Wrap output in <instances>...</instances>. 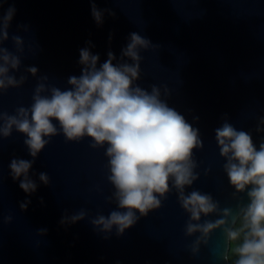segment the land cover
<instances>
[{
	"label": "water",
	"instance_id": "95a60500",
	"mask_svg": "<svg viewBox=\"0 0 264 264\" xmlns=\"http://www.w3.org/2000/svg\"><path fill=\"white\" fill-rule=\"evenodd\" d=\"M95 3L98 9L115 13L105 12L102 26L93 18L91 0H0V17L9 8L15 9L9 33L25 40L16 75L28 76L22 87L0 95V111L14 115L17 107L33 103L39 78L25 68L37 67L38 75H47L51 85L66 90L71 87L68 78L82 74L80 49L98 54V67L111 51L117 58L115 64L130 34L137 32L161 45L159 51L141 52L144 59L137 83L148 91L153 84H167L172 90L169 106L200 131L204 147L193 150L200 174L193 188L210 193L222 209L232 208L238 219V205L246 206L250 200L246 192L237 194L242 201L233 197L236 190L224 171L226 159L220 155L214 130L222 126L227 114L238 131L252 135L257 150L264 142V132L255 130L264 117V0ZM3 46L15 52L11 39ZM53 123L59 129L58 121ZM24 139L15 130L10 138H0V264H230L224 257L231 244L222 229L211 234L199 255H192L189 245L195 237L185 234L189 214L174 188L160 209L140 217L122 236L115 228L108 238L98 232L90 220L97 214L108 216L117 206L106 199L114 192L107 179L108 145L93 149L90 137L68 141L62 131L52 137L30 172L38 190L27 194L9 169L13 158L32 159ZM209 168L211 172L205 175ZM39 172L49 175L50 185L39 181ZM29 200L27 210H22L20 204ZM82 208L89 212L88 218L61 225L65 211L72 215ZM217 218L213 214L201 222ZM40 229H46V234L41 235Z\"/></svg>",
	"mask_w": 264,
	"mask_h": 264
},
{
	"label": "clouds",
	"instance_id": "9594fccd",
	"mask_svg": "<svg viewBox=\"0 0 264 264\" xmlns=\"http://www.w3.org/2000/svg\"><path fill=\"white\" fill-rule=\"evenodd\" d=\"M91 3L98 26L103 25L105 12L115 15L110 9H98L95 0ZM14 13L15 9L9 8L0 17V95L10 88L22 87L28 80L27 75H16L22 66L25 40L9 33ZM9 39L15 52L3 46ZM89 45L94 47L91 41ZM160 48L161 45L132 32L127 46L122 49L120 62L114 64L117 58L109 51L108 59L99 67V55L92 54L89 48H82L79 60L83 66L82 74L70 76L67 83L71 87L66 90L51 85L47 75H38L37 67L25 68L26 73L39 78L33 103L30 107H17L14 115L0 111V138H10L13 130L24 134V144L32 159H11L10 174L13 180L19 181L21 189L32 195L38 190V184L30 172L51 138L61 131L68 141L90 137L93 149L108 145L105 151L107 179L114 186V192L106 199L117 207L108 216L97 214L90 220L105 238L111 235L113 228L118 236H122L140 217L160 209L174 188L181 207L189 214L185 234L195 237L189 245L193 256L199 255L202 245H208L211 234L217 229L223 230L229 244L240 239L235 225L243 219L246 232L236 248L234 264H264V142L257 150L252 135L238 131L229 122L227 114L222 118V126L214 130L220 155L226 159L224 171L236 190L233 197L242 201L237 194L246 192L250 200L246 206L238 205L241 213L238 219L232 208L222 209L210 193L194 189L200 174L196 171L199 164L193 157V150L204 147L199 129L193 128L183 115L169 106L167 98L172 90L167 84H153L148 91L137 83L141 79L144 59L141 52H155ZM195 119L199 120V117ZM53 120L58 121L59 129ZM255 130L264 132V117L259 118ZM210 172L209 168L205 175ZM36 175L44 185L51 184L46 172ZM187 188L193 190L186 192ZM30 203V200L22 202L21 209L27 210ZM213 214L219 218L201 222L202 217ZM88 217L89 212L83 208L72 215L65 211L60 223L67 226ZM11 221L9 215L7 222ZM230 223L232 227H229ZM39 232L45 235L47 230L40 229ZM224 259L229 261L228 253Z\"/></svg>",
	"mask_w": 264,
	"mask_h": 264
},
{
	"label": "trees",
	"instance_id": "16d2710c",
	"mask_svg": "<svg viewBox=\"0 0 264 264\" xmlns=\"http://www.w3.org/2000/svg\"><path fill=\"white\" fill-rule=\"evenodd\" d=\"M235 228L240 232V239L231 242V247H230V251H229V261H230V264H234V261L237 259L236 248L242 242L244 233L246 232V229L244 228V221H243V219H240L238 221V223L236 224Z\"/></svg>",
	"mask_w": 264,
	"mask_h": 264
}]
</instances>
